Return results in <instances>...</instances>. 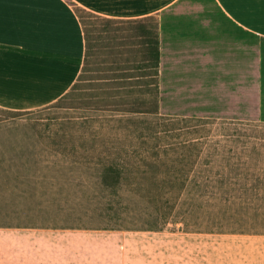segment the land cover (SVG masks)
Returning a JSON list of instances; mask_svg holds the SVG:
<instances>
[{"label":"rangeland","instance_id":"obj_1","mask_svg":"<svg viewBox=\"0 0 264 264\" xmlns=\"http://www.w3.org/2000/svg\"><path fill=\"white\" fill-rule=\"evenodd\" d=\"M76 12L87 38L80 80L42 108H0V225L40 229L42 238L55 240L56 264H264V201L200 198L190 188L192 174L186 182L191 191L182 190L180 173L196 167L194 156L192 163H178L188 149L176 144L183 131L155 133L162 127L159 115L202 118L188 123V130L199 131L186 134V144L201 132L209 133L211 144L224 130L213 118L219 119L229 77L209 73L229 40L218 32L223 19L212 1L181 0L161 15L138 20ZM200 24L206 38L201 50L193 40ZM144 31L159 37L162 50L159 115L148 119L161 122L154 133L144 122L135 125L133 112L151 108L152 96L137 94V104L129 92L135 87L123 85L129 81L111 80L139 57ZM170 31L181 33L167 39ZM200 59L203 71L196 69ZM163 123L184 126L181 120ZM262 123L240 131L257 142ZM113 158L123 162L125 178L110 190L99 182L97 164Z\"/></svg>","mask_w":264,"mask_h":264},{"label":"crops","instance_id":"obj_2","mask_svg":"<svg viewBox=\"0 0 264 264\" xmlns=\"http://www.w3.org/2000/svg\"><path fill=\"white\" fill-rule=\"evenodd\" d=\"M180 1L0 0V108H42L72 88L85 53L77 9L104 19L138 20L161 15ZM211 1L223 19L219 30L215 26L216 31L229 40L223 57L220 54L215 58V72L209 73L229 77L217 118L264 122V0ZM204 28L200 24L193 32H197L193 40L200 50L206 39ZM179 33L165 35L169 39ZM188 34L186 28L183 38ZM158 44L160 65L159 37ZM201 62L196 69L203 71L206 68ZM45 239L37 228L0 225V264H56L55 240L52 244Z\"/></svg>","mask_w":264,"mask_h":264},{"label":"trees","instance_id":"obj_3","mask_svg":"<svg viewBox=\"0 0 264 264\" xmlns=\"http://www.w3.org/2000/svg\"><path fill=\"white\" fill-rule=\"evenodd\" d=\"M144 37L141 40V50L139 57L129 60L130 66L127 68H121L119 74L111 77L116 84L117 81H129L123 82L130 83L131 90L130 93H134L136 96V103L139 104L140 98L138 95L150 94L152 96V107L148 109L136 108L133 112L138 114L137 120L134 122L138 125L141 122L147 124V128L154 129L160 127L161 129L155 130L158 133L159 130L163 134L169 133L171 129H179L183 131L181 134V139L176 142L181 148H188L187 151L182 152L178 163H192L190 157L194 156L193 162L196 164L194 170L186 171L185 173H180L182 179V190L190 192L193 188L200 198H211L218 201L224 202H240L241 204H252V202H263L264 201V134L259 133L257 137V142H251L250 134L245 131H240L241 126H260L256 124L259 122L243 121V120H226V119H215L220 123L222 132L218 135V139L209 143V133L201 132L196 134L193 139L188 140L186 144V134L192 132H198V128H192L188 130L191 120H196L202 122V118H197L196 116H178V115H159L156 111L157 95H158V67H159V44L156 34L144 31ZM85 39V53L84 61L87 57V47ZM82 69L74 82L72 88L75 86L76 82L80 80ZM128 91L127 94H130ZM116 94L115 91L112 92L111 96ZM65 95V94H64ZM63 95V96H64ZM143 104L145 103L142 102ZM142 104V105H143ZM116 109L115 111H117ZM160 116L161 122L156 119L155 123L148 121L149 118L154 119ZM149 116V117H148ZM184 121V126L182 127H172L166 128L167 124H172L171 122L165 124V121ZM208 122V121H205ZM202 125V124H201ZM261 125H264L263 123ZM193 126V125H192ZM186 128V129H185ZM228 129L225 131V129ZM191 132V133H192ZM177 134L164 135V137H177ZM193 141V143L191 142ZM141 143L146 144V139H143ZM157 153V152H156ZM155 153V155H156ZM99 182L107 189L114 190L117 186L122 183L124 169L123 162L118 159H110L106 162L99 163ZM192 174L190 180L193 186H188L189 175ZM182 193V192H181ZM189 197V196H186Z\"/></svg>","mask_w":264,"mask_h":264}]
</instances>
